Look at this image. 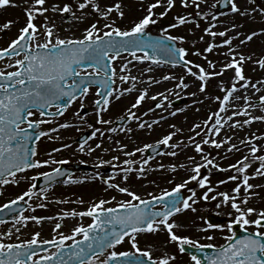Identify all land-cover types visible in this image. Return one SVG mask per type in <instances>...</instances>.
I'll return each instance as SVG.
<instances>
[{
	"label": "snow or ice",
	"instance_id": "6c2138e0",
	"mask_svg": "<svg viewBox=\"0 0 264 264\" xmlns=\"http://www.w3.org/2000/svg\"><path fill=\"white\" fill-rule=\"evenodd\" d=\"M27 3V0H25ZM254 2V0H252ZM162 4V0H155V3H151L147 7V14L144 15L139 20L132 22L129 26L122 28L117 25L116 20L111 19L110 14L115 11L119 14L121 18L124 17V12L119 3L112 6L102 8L99 0H77V7L81 10L79 16L73 11L72 5L65 3L62 7L54 5L52 10L59 11L62 14L71 13L72 17L77 20H84L87 17L85 9L91 7L93 12L99 17L95 22L91 23L88 27L84 29V33L79 38H62L54 31L55 25L48 20L45 13L48 12L46 5V0H32V3L25 9V15L27 17V22L19 30V35L11 40L7 47L0 49V59H4L6 56H17L19 57L23 53L22 58L15 60L16 70L15 71H4L0 70V185H7L9 183L19 184L22 179L27 180L28 177H18L17 173L24 172L27 169L40 168L42 166L54 163V159L49 153V159L41 160L35 158L38 156L37 150L33 147L31 150L27 147V141L31 139V134L27 133L22 124H26L27 128L36 127L39 129L40 125L45 123H50L51 121L41 119H29L33 117L37 111L41 117L46 114L48 116H62L64 111L67 109L73 101L77 99V91L80 90L81 96H86L89 91V86L97 81L92 79H85L89 74L87 72L79 71L82 65H86L89 68L94 69V75L100 77L103 73L102 79L98 80L100 87L106 89V92L100 93L101 99L95 101V109L98 117V123L101 124H111V120L103 119L102 113L109 110L111 104L110 98L119 100L124 93H130L136 88V83L138 82L137 76L132 75H121L119 78L122 82L131 81V87L120 89H114L112 84L115 81L112 77L116 76V69L114 67L110 68L112 61H115L118 57H121L122 52H129L132 60L125 61L120 72L125 73L129 71V66L132 61H152L153 64H160L161 59L158 53H162L167 59L164 63L180 64L183 62V66L186 68L187 73L197 77L201 84L199 86L200 92L206 91L207 79L212 76L223 75L226 70L234 69V81H245L241 87H253L255 84L249 85L246 77L243 74L242 65L246 59H251V57H245L243 54H238L232 46L233 37L229 36L224 39L220 45L210 43L207 48L204 49L205 52H211L216 47H222L224 45L228 46V53L226 55H231L232 59L226 61L220 72H209L200 64H195L193 61L187 60L186 57L189 54L188 50L184 47H176L175 44H169L166 41H183L185 38L183 36H172L167 34V29H163L164 35L160 39H154L150 36L146 29L150 24L154 25L157 20L153 17L155 16L154 9ZM175 0H167V6L165 10L159 15L164 17L167 15L168 11L174 7ZM181 4L184 7L189 6V0H181ZM191 4L199 9L200 4L197 0H191ZM230 12L232 14H239L240 16H248L250 11L254 12L257 9L241 10L240 5L237 0H229ZM15 6V0H0V8ZM261 13H264V8L258 9ZM200 15V13H197ZM43 16L45 23L43 25H38L34 21L39 17ZM191 16V14H189ZM106 21L102 27L99 26L100 20ZM213 20H217L216 16H213ZM190 20L186 16H177L176 23L169 24L168 27L175 28L180 25L189 23ZM12 21H8L2 25L3 29H9ZM216 24L210 25L205 28L204 31L209 35L215 37L217 35L225 37L226 33L232 30H236L242 25L235 22L231 23L230 28H225L223 31L216 32L213 31ZM41 29L43 31L41 32ZM264 34V29H260L259 32H250L244 36V39L240 41L241 44H245L251 41L254 37ZM241 34L237 31L236 37ZM43 37V43L40 42V38ZM203 39V37H201ZM151 50L149 54L146 50ZM137 52H143V55H137ZM195 55H202L199 50L194 53ZM239 55V59L236 56ZM261 68H264V58L255 61ZM12 67V65H8ZM193 67L198 69V71H193ZM209 67L215 68V63L209 61ZM153 69L151 67L146 68L145 71L151 72ZM71 78V84H69V79ZM148 81L153 84H158L160 81L155 80L149 76ZM162 80L176 79L172 74L165 75L161 78ZM180 82L177 87L187 88L189 85L185 82L184 77L179 78ZM221 90L225 92L223 97H215L219 101V112L213 113L208 117V120L204 122V127L201 128L199 124L194 125L193 129L201 128V131L196 132V136H200L203 132L208 138L203 139L201 142L197 143L194 137H189V142L194 144L195 150L198 153H203L204 149L201 144H210L216 148H221L222 145L228 143L232 137H226L224 140L212 139L211 135H219L225 123L228 121H233V117L237 115H248L247 111H233L231 115L227 116V120L220 117V112L227 113L229 106L235 108V100L243 99L246 102L247 107H255L254 103H248L250 100L249 96L236 97L234 93L237 91L236 83L234 82L230 88L225 89L223 87V82H221ZM170 91V90H169ZM259 91V89H257ZM157 95L163 96V94L158 93ZM192 95H195L193 93ZM67 96L69 99L67 103H62L57 107L55 111L45 112V109L52 108V100H59L61 97ZM148 97V89L145 88L139 92L136 97L135 102L132 103L131 108L127 110V117L132 120L140 121V117L136 115L132 109L137 108L143 100ZM151 99L155 100L156 96H152ZM167 99V97H163ZM259 101L264 105V96L259 97ZM81 107H84L83 102H81ZM156 107H162V104H157ZM152 109H149L151 111ZM177 111H180L179 109ZM175 115V113H170ZM147 115V113H144ZM214 123L209 125V121L213 120ZM124 119V117H121ZM163 119V117H161ZM262 119L264 117L252 116L242 123L239 121H233L230 127L240 126L250 124L252 120ZM153 124L158 123V121H153ZM67 122L58 125V128L70 127ZM92 127V125H89ZM120 131L131 132V128L125 129L123 126H118ZM138 127L151 128L152 124L145 121H141ZM174 127V126H173ZM58 128L49 129L47 132L43 130L37 131L35 135L36 140H40L42 137H47L52 139L53 137L49 135L50 132L58 131ZM109 132H116L117 127L108 128ZM177 131H181L177 129ZM104 135L99 129L92 132V137ZM175 132L169 133L164 136L162 140L156 142L157 145H169V141L172 140ZM57 139L59 137H56ZM251 139H258L253 136ZM23 141V143H22ZM248 141H241V144L247 146ZM117 144H120L117 141ZM63 148L69 147V145H62ZM96 148H100L101 144H96ZM121 149L126 148V145H120ZM170 147L176 149L180 147V144H172ZM153 148L152 145L145 144L143 148H137L136 152H143L145 149ZM155 150V149H154ZM233 150L238 151L239 149L235 144H231L228 151ZM258 147L252 145L249 149L252 160H259L260 167L256 169L254 175L264 176V156H256L258 152ZM53 152L60 151L59 148H53ZM80 151H84V145L80 146ZM88 151H93L92 147L88 148ZM107 151V149H105ZM169 155L175 156L177 153L175 151L168 153ZM125 155L131 156L133 153L126 152ZM35 158V159H34ZM113 160H119V157L114 156ZM143 159L141 161V166L137 170L139 175H144L146 173L145 165L149 164V160ZM194 158L189 157V160ZM202 159L205 160L206 164H213V160L208 159L204 156ZM103 163H110L101 161ZM124 164L135 163L134 161L125 160ZM204 165L195 164L191 169L192 175H190L186 180L181 183H176L174 187L170 190H164L160 196H151L150 200L142 199L136 192L131 191L128 187H122L119 184H113L110 181L113 177H109L105 181L108 188H114L120 193H125L131 197V200H126L119 202L116 207H104L109 201L100 199L98 202L92 203L87 210L77 212L72 210L71 212H64L63 216H72L75 218L79 216L81 218L87 216L92 218V222L87 224H78L74 226L71 230V234H64L60 231L63 227L61 223H55L53 227V236L50 240H40L39 237L41 233L39 231L33 233L32 239L21 241L20 243H4L0 240V264H50L53 257L61 251L62 248H69L71 250V257L76 259V264H117L118 258H125L119 261V264H145L143 260L136 258V253H139L143 257H147V260L151 264H170L171 261L175 260V256H170L165 254L163 258L153 259L151 248L148 250H142L138 246V236L141 233H151L155 234L159 231H167L170 242H176L179 245V251L183 253L185 251V245H192L196 248H203L204 245H200L197 241L192 240L188 236H182L177 234V230L183 229L186 225L177 220L175 217L184 213L187 210L196 212L197 209L193 207L197 203L200 197L197 196V191L194 188L188 187L189 183L196 181L200 188H204L208 183V177L199 178L201 175V168ZM216 168H220L219 165H214ZM115 167V166H114ZM163 168L164 165H159ZM173 171L176 170L175 165L170 166ZM179 167H185L183 164ZM250 167V160L248 156L243 157L241 160L237 161L236 164L229 165V168L234 169L237 173H245V170ZM226 171V169H220ZM119 171L125 173L124 180H128V173L132 172L131 167L121 168ZM46 178L47 181L55 182L56 177L64 175V173L59 169L55 168L52 170V174L49 173H39ZM11 177V179H9ZM35 180V177L31 178ZM250 177L245 174L242 179L239 176H229L227 180L218 181L219 184L226 183L227 181H238L236 187L233 188V193L235 195H229L225 193H217L223 197V204H231L232 209L237 213L235 219L227 224H213L207 223L203 231L208 229H223L227 227L231 231L232 224L238 223L241 227H244L247 231V226H255L256 232L254 235H248L241 239L236 240L234 243H228L226 246H222L219 253L215 258L206 257L208 264H264V209L259 212L253 207H244L250 201L254 195H258L254 191H250L254 188L260 187V185H253L249 183ZM69 181H65L68 183ZM171 183V181H170ZM36 188L35 183H32L27 191L15 197L5 203L0 205V208L7 209L10 205H16L17 202L27 203L25 197L31 200L34 190ZM182 189H187L190 195L182 197L180 195ZM243 190V199H240L241 191ZM46 190H42V193ZM213 191V188L208 187L207 191L203 193L204 200H215L216 196H209V193ZM165 197L169 199L165 201ZM46 198V197H45ZM115 200V197H112ZM132 201H137L138 203H133ZM153 201L159 203L164 201L163 208H156L153 205ZM83 203V201H80ZM45 204H39L37 207H45ZM220 205H217L219 207ZM31 207V205H29ZM117 209H122L123 211H117ZM34 210V209H33ZM24 209L20 208L19 215H14L16 225L20 227H15L16 232H20L21 228L27 227L28 221H35L36 224H41L45 219L52 220V217H38L35 215L26 216L23 214ZM231 215V214H230ZM255 216V219L250 217ZM4 221L0 220V223ZM108 226H111L110 228ZM99 229V233L96 230ZM107 229V230H105ZM12 230L10 229L5 234L11 237ZM229 235L227 237L228 241H232L233 236ZM80 236L82 239H77ZM126 238L131 241V247L135 252L129 251H116L117 245H120L126 241ZM209 240L213 239L212 236L208 237ZM66 241H71V245L66 244ZM40 244L52 245L56 248V252L48 253L47 248L41 249L45 255H40L37 257V251L33 246L39 247ZM72 246H75L74 248ZM212 247V245H208ZM106 249H112L108 251L104 259H100V256L104 254ZM99 250V251H98ZM34 257H37L34 259ZM130 258V259H129ZM191 260L194 264H201V260L197 255L192 254ZM57 264H67L64 260L63 254H61Z\"/></svg>",
	"mask_w": 264,
	"mask_h": 264
},
{
	"label": "rangeland",
	"instance_id": "374dc122",
	"mask_svg": "<svg viewBox=\"0 0 264 264\" xmlns=\"http://www.w3.org/2000/svg\"><path fill=\"white\" fill-rule=\"evenodd\" d=\"M130 1V2H129ZM99 0V3L102 8L109 7L119 3L124 12V17L121 18L119 14L113 11L110 16L116 20L117 24L125 28L129 26L132 22H135L142 18L146 13L145 6L155 2V0ZM200 4L199 9L191 4L189 0V6L184 7L181 4V0H175L174 7L170 9L171 15L175 18L177 16H186L188 18H196L195 22L186 23L179 27L169 28L167 30L168 35L175 34L174 36H183L185 39L183 41H177L179 47H184L188 50L187 60L193 61L195 64H200L209 72H220L223 64L226 61L232 59L231 55H226L228 53V46L224 45L222 47H216L211 52H205L204 49L208 47L210 43L220 45L221 42L227 37H233L232 46L235 48L238 54H243L246 58L251 57V59H246L243 62L242 69L243 74L246 77L249 85L255 84L256 87H241L245 81H234V69L226 70L223 75L212 76L207 79L206 91L200 92L199 86L201 81L190 74L187 73V70L179 69H167L164 67H151L147 63L140 61H132V64L129 66V71L125 73L120 72L122 64L127 60H132L131 56H124L116 59L114 61V68L116 71V76H114V89H124L131 87L132 82H122L120 80L121 75H132L138 77V82L136 83V88L130 93H124L119 100L110 98L111 104L109 110L102 113L103 119L111 120L112 122L119 117L127 116V110L131 108L132 103L135 102L136 97L139 95V92L143 89H148V97L141 102V104L132 109L137 116L140 117V121L132 120L130 125L126 126L125 129L131 128L132 131H120L119 129L116 132L107 131L108 128L115 127L113 124H101L98 123V117L96 112L88 113L85 117L79 116L78 112L81 108V102H83L86 110L91 109V101L89 99L91 94H88L87 97L78 101L73 107H71L66 113L58 120H52L49 124L51 127H55V122L58 124H64L67 122L70 127L58 128V131L52 136L55 141L50 146L48 141H42L38 159L45 160L49 159L50 150L53 148L60 147V151L53 153L51 152V157L56 160L64 159L66 161H82L85 163H90L92 165H97L102 170L108 169H121L131 167L133 173L130 178H135L134 181L130 182L124 181L120 176L113 177L108 175L104 176L113 177L110 181L113 184H119L122 187H128L131 191L136 192L141 198L147 196L151 191L152 194L162 193L164 190L171 189L176 183H181L186 180L187 177L192 175L191 173L180 174L177 172L179 165L183 164L185 167L190 166L193 163L200 161V158L203 156L202 153L199 154L195 150L194 144L189 142V137H194L197 143L201 142L203 139L208 138L202 132L200 136H196V132L201 131V128L204 127V122L208 120V117L219 112V101L215 97H223L225 92L221 90V82H223V87L225 89L230 88L235 82L237 86V91L234 93L236 97L249 96L250 100L248 103H254L255 107H247L246 102L243 99L235 100V108L229 106L228 112H220V117L227 120V116L231 115L233 111H247L248 115H237L233 117V121L243 122L244 120L249 119L252 116L255 117H264V105L259 101L260 96H264V68H261L256 60L264 58V34L254 37L251 41L241 44L240 41L244 39V36L250 32H259L260 29H264V20L260 16L258 9L264 8V0H237V3L240 5L241 10L248 9H257V11H250L248 16H240L239 14L229 13L226 16L217 17V20H213L211 16L215 12V2L216 0H197ZM32 3V0H15V6L0 8V49L6 46L11 40L15 39L19 35V30L25 26L27 22V17L25 15V9ZM65 3L72 5L73 11L76 12V15L79 16L81 10L77 7V0H62V2L56 0H46V7L49 9L45 15L48 17V20L55 25L54 31L62 38H79L83 35L84 29L89 26L90 23L94 22L99 17L93 12L92 8L89 7L84 11L88 14L86 19L77 20L72 17L71 13L62 14L59 11H53L52 8L54 5L62 7ZM135 3V5H133ZM130 5V7H126ZM167 6V0H162L161 6L157 7L158 12H163ZM200 13V15H197ZM191 14V16H189ZM200 16L204 18L201 19ZM131 18H135L132 20ZM154 19L157 20L156 25H159L160 22L164 20V17L155 16ZM263 20V21H262ZM8 21L13 23L10 25L9 29H3L2 25ZM38 25H43L45 23L44 17L39 16L35 21ZM106 21L103 19L100 20L99 26L102 27ZM235 22L242 27H239L236 30H232L226 33L225 37L219 35L213 37L204 31L205 28H208L212 24H216V27L212 29L213 31L220 32L225 28H230L231 23ZM150 27V26H149ZM43 29H41V32ZM239 32L241 35L236 37V32ZM203 37V39H201ZM40 42L43 43V37L40 38ZM199 50L202 55H195L196 51ZM18 58H21L18 57ZM18 58H13L7 60L3 63V69H13L15 66V60ZM236 59H239V55L236 56ZM209 61L215 63L216 67L213 69L209 67ZM8 65H12L9 67ZM151 67L153 70L151 72L145 71L146 68ZM193 71H198L193 67ZM172 74L176 79L162 80L161 78L165 75ZM151 76L155 80L160 81L158 84H153L148 81V77ZM180 77H184L185 82L189 85L187 88L177 87L179 84ZM259 89V91H257ZM170 90V91H169ZM158 93L163 94L157 95ZM195 93V95H192ZM152 96H156V99H151ZM167 97V99H163ZM181 99L185 100L178 107H171L169 103L173 100ZM161 100L162 107H157L152 109L153 102ZM149 109H152L149 111ZM180 111H177V110ZM175 113L171 115L170 113ZM147 113V115H144ZM163 117V119H161ZM158 121V123L153 124V121ZM215 117L212 121H209V125L214 123ZM141 121H145L149 124H152V127L149 128H139L138 124ZM233 121H228L224 124L221 133L217 135H211L212 139L224 140L226 137H232V139L222 145L223 147H230L231 144H235L237 148L241 149V156H248L250 160V167L245 170L250 174H255L256 169L260 167L259 160H252L250 154V147L256 145L258 147V152L256 156H264V120L255 119L252 120L250 124L244 125L243 127L236 126L230 127ZM56 123V124H57ZM199 124L201 128L193 129L194 125ZM92 125V127H89ZM95 125V126H94ZM174 126V127H173ZM99 129L104 133L101 136L99 133L97 136L100 138L97 141L91 142V144L84 145V151H80V144L78 145L75 139L83 131H92ZM180 129L181 131H177ZM105 131V132H104ZM175 132L172 140L169 141V145H163L169 149L172 144H180V152L177 156H172V159L163 158L162 160L155 162H149L148 165H145L146 173L144 175H139L138 169L141 166V161L144 159L143 152H136L137 148H143L145 144H152L159 140H162L164 134H169ZM260 134H262L260 136ZM254 135L258 139H251ZM56 137H59L58 139ZM117 141L120 144H117ZM241 141H248L247 146L241 144ZM96 144H101L100 148H96ZM62 145H69L67 148H63ZM120 145H126L127 147L121 149ZM212 146V145H211ZM92 147L93 151L89 152L88 148ZM201 147L204 149L203 152L208 151L210 144H201ZM215 147V146H214ZM216 148V147H215ZM107 149V151H105ZM169 151V150H168ZM172 151H175L172 149ZM217 151H220L217 148ZM126 152L133 153L131 156L125 155ZM196 153L199 156H195ZM168 153L164 155L167 156ZM182 155V156H180ZM214 165L219 164L222 159L223 153H215ZM240 155V154H239ZM116 156L119 157V160H113L112 158ZM185 156V157H184ZM201 156V157H200ZM189 157L194 159L189 160ZM233 158V157H232ZM217 159V160H216ZM234 159V158H233ZM125 160L134 161L135 163L124 164ZM184 160V161H183ZM101 161L110 162L103 163ZM160 162V163H159ZM54 163H57L54 162ZM54 163L46 165L47 167H52ZM172 165H171V164ZM163 164L164 167L160 168L159 165ZM177 166V170L173 171L170 166ZM115 166V167H114ZM191 170V169H189ZM215 170V167L208 165V169H201V175L208 177V183L205 185L204 190H207L210 184L212 175L210 172ZM40 170L37 169V172ZM101 174V172H98ZM233 174V172H231ZM125 174V173H124ZM129 174V173H128ZM127 174V175H128ZM242 173H237L236 175L240 176ZM35 175V172H29L27 174H22L18 177H28L30 180ZM210 175V176H209ZM261 176L258 175V179ZM80 178V177H77ZM91 180V177H87ZM203 178V177H202ZM26 180L22 179L19 184L9 183L7 185H0V205L15 199L16 196L23 193V191L28 190L31 181L28 183V187L25 188L24 184ZM171 181V183H170ZM193 183H190L192 185ZM86 184L82 185L85 187ZM102 184L91 182L89 185H86L85 188H80L78 186H68L67 188L56 190H48L43 192V194H33L31 200H29L30 209H27L24 215L26 216H38V217H52V220L45 219L41 224H36L35 221H28L27 227L21 228L20 232H16L13 227H20V225L15 224V220L11 223L0 224V234L7 233L10 229L12 230L11 237L7 235H0V240H3L4 243H20L21 241L32 239L33 233L39 231L41 233L40 240H50L55 236L53 232V227L55 223H61L63 225L62 231L64 234L68 233L70 229L78 224H89V220L86 217L72 216L64 217V212H71L75 210L77 212L85 211L87 208L94 202H98L100 199L109 201L105 204L104 207L117 206L119 202L131 200V197L125 193H120L114 188H108L107 184L101 186ZM189 185V186H190ZM256 185L260 187L255 188L254 192L258 195H254L247 205L244 207H253L254 205L259 208H255L257 211L264 209V180L260 182L256 181ZM188 186V187H189ZM230 186L227 185L224 190L220 189L217 193L227 192L229 195H235L233 189H228ZM24 187V188H23ZM103 187H106L104 189ZM20 188L21 191H20ZM152 188V189H150ZM191 188L196 189L197 194L201 189L199 185H192ZM13 191H11V190ZM253 190V189H252ZM250 190V191H252ZM11 191V192H10ZM190 195V193H189ZM46 197V198H45ZM115 197V200L112 199ZM202 197V195H201ZM259 198L260 201L256 202ZM240 199H243V190L240 194ZM83 201L81 203L80 201ZM223 197L221 195L217 196L216 201L207 200L206 204H199L197 208L198 212H192L187 210L184 213L180 214L176 219L183 222L186 226L183 229L177 230V234L182 236H188L192 240L197 241L198 243H212L219 245L230 235L228 229H221L218 231H203L201 229L205 228L203 223V217L206 212H209L211 209H215V213L220 216L228 217L231 220L233 217H236L237 213L232 209L231 204H223ZM135 203V201H132ZM201 202V201H198ZM45 204V207H37L39 204ZM202 203V202H201ZM259 203V204H258ZM217 205H220L217 207ZM34 209V210H33ZM199 213V214H198ZM231 214V215H230ZM199 215V216H198ZM255 219V216L250 217ZM235 219V218H233ZM247 229L250 231H255L253 226H247ZM212 236L213 239L209 240L208 237ZM131 245V241H130ZM138 246L143 250H148L151 248L152 256L154 259L163 258L165 254L170 256H175V260L171 261L170 264H194L188 257L179 251V245L176 242H170L167 231H159L155 234L138 236ZM129 244H124L123 248L128 249ZM117 248H115L116 250Z\"/></svg>",
	"mask_w": 264,
	"mask_h": 264
},
{
	"label": "water",
	"instance_id": "95a60500",
	"mask_svg": "<svg viewBox=\"0 0 264 264\" xmlns=\"http://www.w3.org/2000/svg\"><path fill=\"white\" fill-rule=\"evenodd\" d=\"M225 1V0H224ZM154 39H160L159 37H153ZM167 43H169V44H175L174 42H171V41H166ZM176 46V45H175ZM146 51H148L149 52V54H151V50L149 49V50H146ZM123 53V52H122ZM137 53H143V52H137ZM158 55L160 56V59H161V62H163L165 59H167V57H165L162 53H158ZM152 62V61H151ZM164 63V62H163ZM167 64H169V65H172V66H177V67H182V68H184V66H183V62H181L180 64H171V63H167ZM80 90H78L77 91V94H78V92H79ZM104 92H106V89H102V93H104ZM64 103H66V102H64ZM58 104H62V102H61V98L59 99V100H56V99H53L52 100V106H56V105H58ZM34 139L35 138H33V141H34ZM32 140H30V141H27L26 143H27V146L28 145H31L32 144V142H33ZM117 211L119 212V211H123L122 209H117ZM238 239H241V238H235V239H233V241L231 242V243H234L236 240H238Z\"/></svg>",
	"mask_w": 264,
	"mask_h": 264
},
{
	"label": "flooded vegetation",
	"instance_id": "af4514ba",
	"mask_svg": "<svg viewBox=\"0 0 264 264\" xmlns=\"http://www.w3.org/2000/svg\"><path fill=\"white\" fill-rule=\"evenodd\" d=\"M167 14H168V13H167ZM150 29L154 30V27H150ZM92 100H93V103H94V101L96 100V98H95V100H94V99H92ZM34 117H35V115L32 117V119H34ZM47 125H48V124H42V125H41L42 129L48 131L49 129H47ZM53 133H55V132H50L49 135H52ZM41 142H42V140H41ZM50 143H51V142H50ZM50 143H49V145H50ZM41 144H42V143H41ZM41 144H39L38 147H37V153H38V156H39V149H40ZM50 146H51V145H50ZM38 156H37V158H38ZM104 258H105V256L100 257V259H104Z\"/></svg>",
	"mask_w": 264,
	"mask_h": 264
}]
</instances>
